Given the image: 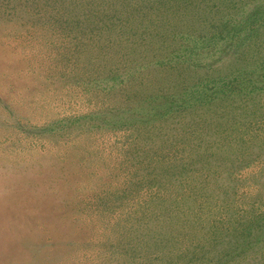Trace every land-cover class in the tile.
Here are the masks:
<instances>
[{
  "label": "rangeland",
  "instance_id": "obj_1",
  "mask_svg": "<svg viewBox=\"0 0 264 264\" xmlns=\"http://www.w3.org/2000/svg\"><path fill=\"white\" fill-rule=\"evenodd\" d=\"M194 2L0 0V264H264V0ZM236 6L250 84L152 59Z\"/></svg>",
  "mask_w": 264,
  "mask_h": 264
},
{
  "label": "trees",
  "instance_id": "obj_2",
  "mask_svg": "<svg viewBox=\"0 0 264 264\" xmlns=\"http://www.w3.org/2000/svg\"><path fill=\"white\" fill-rule=\"evenodd\" d=\"M124 6H129L130 10L136 14L141 15L145 12L142 5L148 7L154 4H162L165 8L166 13H173L181 10L182 8L187 9L186 14H190L193 9L194 0H121ZM184 1H189V3H184ZM175 3V4H173ZM196 2H194V5ZM197 6V4H196ZM230 7V4L226 5ZM237 10L235 13L229 8L227 12L220 17L219 25L210 26L207 29L212 30L211 36L205 37L203 39H191L186 32L183 38L179 39L176 46H170L168 52H163L158 49L153 50V46L148 50L152 55L155 62H169L175 60L177 57V62L181 68H194L193 70H198L200 68L211 67L210 64H218L220 62H227V73L225 77L229 80L225 84L231 85H244V83L250 84L247 78H251L253 71L247 70V67L242 64L243 59L238 54L241 52L242 47L248 46V42H254L252 39L257 35L255 25H247V20L244 19V14L242 15L241 7L236 6ZM139 12V13H138ZM221 13L224 11L221 9ZM185 14V15H186ZM248 14V13H247ZM240 19H238L240 16ZM246 16V15H245ZM247 18V17H245ZM171 22V21H170ZM232 34V36H230ZM238 35V36H235ZM168 37V36H167ZM257 37V36H256ZM148 36L145 34V39ZM176 40V39H173ZM233 50V51H231ZM232 62L234 65L229 64ZM177 65V66H178ZM243 66V67H242ZM258 73H256V76ZM258 78L262 79V75H258ZM218 83V81H213ZM188 99H199V93L196 88H193L188 93Z\"/></svg>",
  "mask_w": 264,
  "mask_h": 264
}]
</instances>
